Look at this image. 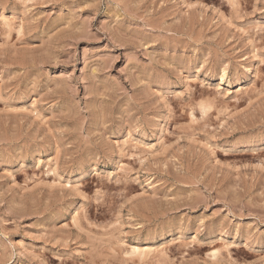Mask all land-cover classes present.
<instances>
[{
	"label": "rangeland",
	"instance_id": "obj_1",
	"mask_svg": "<svg viewBox=\"0 0 264 264\" xmlns=\"http://www.w3.org/2000/svg\"><path fill=\"white\" fill-rule=\"evenodd\" d=\"M0 264H264V0H0Z\"/></svg>",
	"mask_w": 264,
	"mask_h": 264
},
{
	"label": "bare ground",
	"instance_id": "obj_2",
	"mask_svg": "<svg viewBox=\"0 0 264 264\" xmlns=\"http://www.w3.org/2000/svg\"><path fill=\"white\" fill-rule=\"evenodd\" d=\"M24 167V164H22V168ZM137 248V247H136ZM138 252V251H137ZM141 252V251H140ZM142 254V253H141Z\"/></svg>",
	"mask_w": 264,
	"mask_h": 264
}]
</instances>
